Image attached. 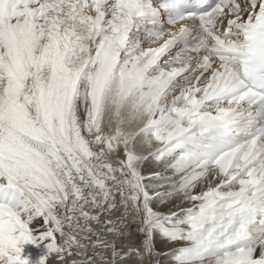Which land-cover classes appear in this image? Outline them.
Segmentation results:
<instances>
[{"label":"snow or ice","instance_id":"obj_1","mask_svg":"<svg viewBox=\"0 0 264 264\" xmlns=\"http://www.w3.org/2000/svg\"><path fill=\"white\" fill-rule=\"evenodd\" d=\"M161 256L264 264V0H0V264Z\"/></svg>","mask_w":264,"mask_h":264},{"label":"bare ground","instance_id":"obj_2","mask_svg":"<svg viewBox=\"0 0 264 264\" xmlns=\"http://www.w3.org/2000/svg\"><path fill=\"white\" fill-rule=\"evenodd\" d=\"M159 167H160V165L158 166L156 163H155V161H150V162H148L147 164H146V166H145V169H144V171H145V174L146 175H150L151 174V170H159ZM199 191V190H198ZM182 207H186V203L185 204H182L181 205ZM129 221L131 222V230L133 231V232H135L136 231V227H135V222H132L131 221V217H129ZM134 239H135V237H134Z\"/></svg>","mask_w":264,"mask_h":264}]
</instances>
